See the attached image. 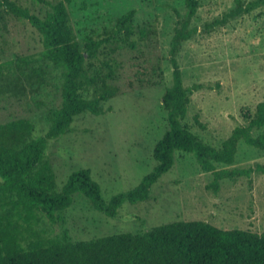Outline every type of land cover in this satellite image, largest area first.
<instances>
[{"label":"rangeland","instance_id":"obj_1","mask_svg":"<svg viewBox=\"0 0 264 264\" xmlns=\"http://www.w3.org/2000/svg\"><path fill=\"white\" fill-rule=\"evenodd\" d=\"M13 1L38 16L49 9L39 0ZM234 4V0H200L190 23L198 31L177 53L184 86H201L191 94L182 122L215 147L236 125L246 124L257 103L264 100V5L210 32L202 29L205 22L220 17ZM129 9L135 10L134 47L111 39L95 57L86 55L93 70L105 73V63L114 67L116 78L110 82L118 86V93L103 102L104 113L82 112L74 117L69 131L48 141L45 161L53 169L57 189L73 171L89 168L107 201L136 186L155 165L153 147L168 128L161 97L171 83L169 45L185 12L184 0H72L67 5L81 47L88 36L106 37L116 18ZM42 49L38 31L0 6V64L31 56L25 72L30 73L32 66L44 70L41 77L27 78L23 96L0 94V123L27 119L34 126L33 136L45 133L49 112L61 102V70L36 59ZM16 72L12 64L3 68L2 75ZM256 164L264 165V150L241 140L234 162L215 166ZM212 177L191 153L176 151L173 166L152 185L148 199L122 204L115 217L94 210L76 193L71 206L60 212L56 221L36 211L31 223L44 237H61L66 232L72 241L120 232L142 233L177 220H203L222 229L264 232V174L255 171L250 177L222 179L216 193L206 188ZM15 201V195L0 191V213L23 215Z\"/></svg>","mask_w":264,"mask_h":264},{"label":"trees","instance_id":"obj_2","mask_svg":"<svg viewBox=\"0 0 264 264\" xmlns=\"http://www.w3.org/2000/svg\"><path fill=\"white\" fill-rule=\"evenodd\" d=\"M49 9L38 16L13 0H1L13 16L27 20L41 37L43 49L36 58L61 70V102L49 112L50 125L43 135L33 136V124L24 118L0 123V191L16 196V205L24 214L14 217L0 213V264H264V232L249 229H222L203 220H177L153 226L142 233L120 232L91 239L72 241L65 232L61 237H44L32 226L36 211L49 221H56L60 212L73 203L80 193L90 206L115 217L124 203L134 204L148 199L151 187L174 164L176 151L191 153L199 167L212 174L206 185L214 193L220 180L250 177L253 172L264 174V165L216 168L215 163L230 165L235 160L238 142L264 150V130L254 135V129L264 127V100L257 103L253 116L246 124L236 125L218 147L205 143L183 124L191 94L200 84L184 86L177 60L181 44L190 39L198 28L190 26L200 0H184L185 12L178 19L169 45L171 83L162 94L168 128L155 143L152 157L155 165L139 183L105 200L99 183L89 168L69 174L60 189L55 174L45 161L48 141L69 131L75 116L82 112L104 113L103 102L118 93L111 83L116 78L108 63L105 73L93 70L86 62L95 57L103 43L117 39L121 45L134 47V9L115 20L106 37H86L81 47L69 22L67 5L72 0L50 2L39 0ZM235 4L220 17L205 22L202 29L210 32L230 19L250 13L264 5V0H234ZM139 33L144 35V30ZM31 56L0 64V94L23 96L24 82L32 76L41 77L44 70L32 66ZM14 66L17 72L3 76L2 70ZM197 124L198 120L195 117Z\"/></svg>","mask_w":264,"mask_h":264}]
</instances>
